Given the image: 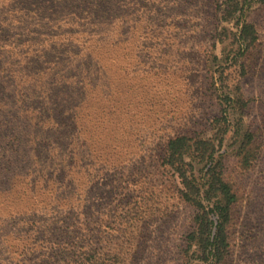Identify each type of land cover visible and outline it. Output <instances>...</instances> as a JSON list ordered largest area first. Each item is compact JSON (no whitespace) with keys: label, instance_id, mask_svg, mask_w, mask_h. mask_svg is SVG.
Returning a JSON list of instances; mask_svg holds the SVG:
<instances>
[{"label":"rangeland","instance_id":"374dc122","mask_svg":"<svg viewBox=\"0 0 264 264\" xmlns=\"http://www.w3.org/2000/svg\"><path fill=\"white\" fill-rule=\"evenodd\" d=\"M231 2L0 0V264H210L217 177V264H264V0Z\"/></svg>","mask_w":264,"mask_h":264},{"label":"trees","instance_id":"16d2710c","mask_svg":"<svg viewBox=\"0 0 264 264\" xmlns=\"http://www.w3.org/2000/svg\"><path fill=\"white\" fill-rule=\"evenodd\" d=\"M145 1V0H142ZM232 1L230 6L237 9L240 0ZM248 0H243L241 9L249 7ZM255 30L251 24H245L239 31V38L242 39L243 45L248 47L254 40ZM185 137H176L171 139L167 144V153L170 159L179 157L182 150L186 147ZM216 182L213 185L215 191H218L221 199L210 202L208 199L199 198L195 200L191 198L187 192L184 193L185 199L194 205L196 214L194 218L195 225L192 232H190L188 243L196 236H199V243L201 246L202 256L198 259L202 261H209L210 264H217L222 261L228 246L227 223L229 220V206L236 199L230 186L223 182L219 177L215 178ZM221 201H224L222 203ZM186 264H190L185 258Z\"/></svg>","mask_w":264,"mask_h":264}]
</instances>
